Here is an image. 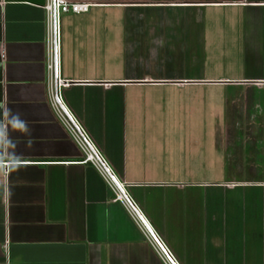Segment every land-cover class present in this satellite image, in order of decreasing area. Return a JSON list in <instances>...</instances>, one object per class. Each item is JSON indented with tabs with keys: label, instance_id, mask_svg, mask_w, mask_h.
<instances>
[{
	"label": "crops",
	"instance_id": "1",
	"mask_svg": "<svg viewBox=\"0 0 264 264\" xmlns=\"http://www.w3.org/2000/svg\"><path fill=\"white\" fill-rule=\"evenodd\" d=\"M68 1L96 4L87 14L63 15L59 21L56 77L63 111L90 141L109 180L122 185V195L173 262L216 264L211 258L212 234L226 227L218 219L229 213V203L264 205V183L195 182L201 175L199 164L170 166L154 156V146H162L163 139L120 138L125 127L119 121L114 130L118 138L107 139L99 123L106 113L124 119L128 111L121 102L130 91L145 97L161 87L158 90L179 94L186 86H199V81L168 80L173 77L148 72L145 58L141 71L130 67L127 77L89 70L104 60L106 35L113 30L100 18L122 10H239L240 41L259 55L264 50V0ZM230 1L237 2L226 3ZM44 4L0 0V264H164L128 210L114 202L104 176L84 163L56 115L50 100L51 92L55 97L54 67L50 81L46 70ZM241 84L264 91V80ZM189 115L195 118V113ZM160 176L176 179H144Z\"/></svg>",
	"mask_w": 264,
	"mask_h": 264
},
{
	"label": "rangeland",
	"instance_id": "2",
	"mask_svg": "<svg viewBox=\"0 0 264 264\" xmlns=\"http://www.w3.org/2000/svg\"><path fill=\"white\" fill-rule=\"evenodd\" d=\"M100 19L105 26L113 28L106 35L104 60L100 59L94 70H89L100 76H130L129 68H136L144 58L148 72L163 75L180 62L183 65L189 60L192 64L194 60L188 58L197 56L207 58L209 55L213 62L226 64L244 65L253 60L251 56L246 57L247 51L255 50L249 47L251 44L247 49L240 48L239 10H122ZM156 61L160 69L156 67L158 63L151 68L150 63ZM224 83L232 84L223 81L219 84ZM139 94L130 91L125 97L127 101L121 102L128 111L124 119L118 120L112 113L104 114L99 123L104 127L105 138H118L114 130L119 121L125 127L120 138L163 139V145L154 146L155 153L151 151L154 156H161L163 164L177 167L190 161L199 164V168L214 166L216 179L223 182L264 181V113L254 115L252 123L242 126L207 118L200 120L198 96L173 94L165 89H152L145 97ZM243 99L244 106L250 108V117L253 107L264 109V91ZM189 113H195L193 120ZM175 177L144 179L172 181ZM213 178L206 177L205 181H213ZM193 179L199 180V177ZM233 196L240 198L242 194L233 193ZM222 202L223 207L227 206L225 199ZM229 204V213L218 219L226 227L212 234L215 239L211 241L213 263L264 264V205L239 201Z\"/></svg>",
	"mask_w": 264,
	"mask_h": 264
},
{
	"label": "trees",
	"instance_id": "3",
	"mask_svg": "<svg viewBox=\"0 0 264 264\" xmlns=\"http://www.w3.org/2000/svg\"><path fill=\"white\" fill-rule=\"evenodd\" d=\"M237 1L226 2L229 4L236 3ZM209 3V2H208ZM96 4V3H92ZM139 9V8H138ZM89 13V12H88ZM241 35V32H240ZM241 43V41H240ZM240 48L247 49L246 45L240 44ZM251 49V48H250ZM254 49V48H253ZM157 54V52H155ZM193 56V55H192ZM251 56V57H250ZM259 56V57H258ZM246 57L253 60H249L247 64L240 65L237 63H220L219 61H214V59L208 57H195L188 58L194 60L192 64L188 60L187 64L180 62L177 65L172 66V71L166 74V77H173V79L168 80H184V81H199V82H209L216 84L199 85V86H186L179 91L181 94L198 96V109L200 112V120L205 118L213 119L218 122L233 123L234 125H244L243 122L252 123V117L257 114H263V107H258L257 110L252 111V116L248 110L249 106H244L243 97H252L258 93L255 86L242 85L243 81H262L264 80V50L258 55V51L255 49L253 52H246ZM198 60V61H196ZM159 65V63H158ZM156 65V67H158ZM136 66V65H135ZM153 65H151L152 67ZM130 67V65H129ZM147 67V66H146ZM161 67V66H160ZM141 65L136 66L137 71H141ZM132 69V68H131ZM160 69V68H159ZM178 71V72H177ZM182 71V72H181ZM245 71V72H243ZM175 72V73H174ZM178 75L179 78L175 79ZM221 81H227L232 84H218ZM160 89L159 87H157ZM163 88V87H162ZM172 91H177L175 87H169ZM190 98V97H189ZM191 101V100H190ZM246 103V102H245ZM250 104V102L248 103ZM254 106V105H253ZM238 126L237 128H239ZM201 175L199 180H195L198 183H208V184H224V185H235V184H259L264 183V181H233V182H223L216 179V168L214 166L200 167ZM209 177H214L213 181H205ZM197 178V177H195ZM240 188V187H238ZM243 188V187H242Z\"/></svg>",
	"mask_w": 264,
	"mask_h": 264
},
{
	"label": "built area",
	"instance_id": "4",
	"mask_svg": "<svg viewBox=\"0 0 264 264\" xmlns=\"http://www.w3.org/2000/svg\"><path fill=\"white\" fill-rule=\"evenodd\" d=\"M95 4L90 2H76L68 0H45L43 10L45 12V28H46V70L48 73V79L50 81L55 60L57 59V53L59 50V21L63 15H84L94 7ZM57 63V60H56ZM52 92L50 94L51 104L56 111L58 119L66 127L72 140L80 149L84 155V163H90L99 173L104 176L106 182L110 184L115 198L114 202H120L128 210L130 217L140 227L147 240L151 243L154 250L164 262V264H172V259L169 252L163 247L161 248L156 241L152 238L149 232L146 230L142 222L140 221L135 210L130 206L122 195L120 189H118L113 182H111L106 174V165L98 156L96 150L91 145L86 136L77 128L69 115L63 111V106L53 97ZM135 207V206H134ZM136 208V207H135ZM137 210V208H136ZM138 211V210H137ZM170 258V259H169Z\"/></svg>",
	"mask_w": 264,
	"mask_h": 264
},
{
	"label": "water",
	"instance_id": "5",
	"mask_svg": "<svg viewBox=\"0 0 264 264\" xmlns=\"http://www.w3.org/2000/svg\"><path fill=\"white\" fill-rule=\"evenodd\" d=\"M54 94H55V99L58 101V93H57V77H56V60L54 63ZM113 183L115 184V186L120 189L119 184L113 179ZM127 202L130 204V206L135 210V212L137 213L140 221L142 222V224L144 225V227L146 228V230L149 232V234L154 238V240L156 241V243L163 248V246L161 245L160 241L157 239V237L155 236V234L153 233V231L151 230L150 226L146 223V221L143 219V217L139 214V212L136 210V208L133 206V204L131 202H129L130 200L128 198ZM170 259V258H169ZM172 264H175L173 262L172 259H170Z\"/></svg>",
	"mask_w": 264,
	"mask_h": 264
}]
</instances>
